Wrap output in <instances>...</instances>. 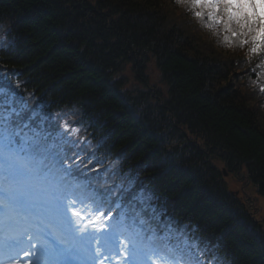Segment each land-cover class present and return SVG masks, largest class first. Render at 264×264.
Wrapping results in <instances>:
<instances>
[{"label":"trees","instance_id":"1","mask_svg":"<svg viewBox=\"0 0 264 264\" xmlns=\"http://www.w3.org/2000/svg\"><path fill=\"white\" fill-rule=\"evenodd\" d=\"M195 13L189 0H0V26L14 43L1 52L2 80L23 100L79 112L86 132L101 126L103 151L125 170L145 167L172 214L230 264H264V232L219 169L222 157L264 196V98L242 91V52L225 57L203 32L209 16L204 25ZM151 61L165 103L128 86L129 69L147 86ZM178 130V143L163 137Z\"/></svg>","mask_w":264,"mask_h":264},{"label":"snow or ice","instance_id":"2","mask_svg":"<svg viewBox=\"0 0 264 264\" xmlns=\"http://www.w3.org/2000/svg\"><path fill=\"white\" fill-rule=\"evenodd\" d=\"M180 2V0H178ZM194 8L206 9L207 15L212 20H217L224 24L226 32H232L233 35H240L244 37H250V42L254 47L251 49L252 52H256L259 48L264 47V13L259 11V8H264V0H189ZM197 17H203L205 13L203 11H197ZM236 25L238 27H233ZM229 37H225L227 41ZM248 39L241 41V43L247 44ZM11 151V148H8ZM5 152V146H0V156H3ZM75 201L71 204H61L59 198H57V208H63L65 211L69 210ZM0 207L7 209V205L4 204L3 198H0ZM6 212L0 211V228H3L5 221ZM75 217H80V213L73 211ZM71 223V218L69 217ZM144 223V221H141ZM80 231V229H77ZM60 239V237H57ZM171 239L170 236L158 237L153 230V236L149 238V245H154L156 240L164 242V247H168L167 241ZM107 243V242H106ZM98 253L100 249L96 250ZM172 251L171 248L168 249ZM149 258L145 261V264H154L151 256H158L159 259L170 264H182V257L175 256L169 257L161 254L154 247L149 248ZM131 264V261L128 262Z\"/></svg>","mask_w":264,"mask_h":264},{"label":"rangeland","instance_id":"3","mask_svg":"<svg viewBox=\"0 0 264 264\" xmlns=\"http://www.w3.org/2000/svg\"><path fill=\"white\" fill-rule=\"evenodd\" d=\"M137 74H135L131 69H129L126 72V78L128 81V86H130V90H134V88L140 87L141 89H146L148 92L151 94L153 99L157 101H161L160 103L164 102L167 100V93H168V87L167 85L163 82L161 75L159 71L156 69L154 62H149L148 69L146 71V77H147V86H140L142 82L141 77H136ZM151 88V90L149 89ZM183 133L186 135L185 131L183 128H180ZM181 130H178L176 132H166L163 137L166 139V141H175V143L180 142L181 136H183V133ZM196 142V143H194ZM202 145L195 137L191 138V145H196V144ZM243 176H245L244 172H241L238 174V172H228V176L224 178V180L227 182L228 186L233 192L241 190V185L246 183V179H241ZM250 195L252 196L249 201V206L248 209H250L252 212L256 213L257 212V218L263 219L264 216H262V213H264V203L261 202L259 205L258 203L261 201L260 197L255 194L253 189H250ZM264 201V200H263ZM258 207H261L259 210Z\"/></svg>","mask_w":264,"mask_h":264}]
</instances>
